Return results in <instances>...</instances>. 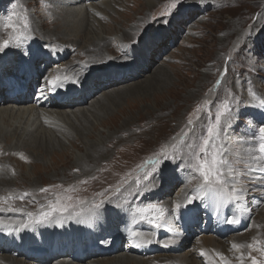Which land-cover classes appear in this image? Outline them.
I'll return each mask as SVG.
<instances>
[{
  "label": "bare ground",
  "instance_id": "6f19581e",
  "mask_svg": "<svg viewBox=\"0 0 264 264\" xmlns=\"http://www.w3.org/2000/svg\"><path fill=\"white\" fill-rule=\"evenodd\" d=\"M37 1L38 11L44 22L53 23L55 21L56 23L53 29L44 31L42 37L61 38L63 41L70 38V40L65 44L62 42L50 43L43 38H37V35L34 34V27L30 24L25 34L36 42L31 45L25 44L21 46L17 42L18 39L20 41L21 31L15 30L10 25L5 26L0 31V38L4 40L2 34L7 33L11 42L2 54L17 55L16 53L21 51L17 56H12L14 60L6 56L0 58V209H3V211H0V222H3V225H0V239L4 241L3 244H0V264H31L32 262H27L24 260L25 258L18 259L17 256H24L20 252L21 247H27L28 250L35 251L38 246L47 243L53 245L62 244L64 248L71 246V249L75 252L82 251L86 253L84 258L78 257V261H76L78 264H105L107 261H109L107 264H152L153 260L158 264H186L181 258L175 259L172 255L167 254L175 251V249L182 251V247H184L183 250L186 247H190L189 243L193 236L190 229H199L198 219L201 220V216H197L201 213L200 209H202V206L199 205V200L203 198L208 202V197L211 196L210 205L214 206L211 212H206L207 214L206 217H203V221H210L212 216H215L217 221L221 220L219 222L223 223V220H229L230 216L228 217L227 213L237 214L231 211V203L234 202L223 203L212 192L203 193L200 192V189L191 191L192 188L189 185L193 175L188 177V180H184L188 181V184L183 194L179 192V201L172 199L170 201L167 200L168 202L165 200V203H160V206L165 208V215L164 219L162 218L161 220V227L159 230L155 229L154 232L146 230L143 227V223H140L139 226L134 215L125 211V208H128L131 204L130 200L122 199L124 200L123 204H119L121 201L109 204L110 198L106 203L111 207L104 215H102L100 209L101 199L96 203L99 205L98 208L90 206L89 202L91 201H89L83 207L79 205L77 209L69 211L67 216L61 217L56 214L51 222L33 225L28 229L19 227L21 222L28 219L27 213L39 216L42 211L50 210L47 209L49 208V201L44 200L41 196L39 198V195L32 194L38 190V187H43V184L55 179H67L71 171H77L76 174H73L74 177L76 175L78 177H88L91 174L92 165L97 163L96 167H98V162L102 157L108 158L110 156L109 149H107L110 143L115 142L120 146L126 143L129 133L125 132V130L127 131L128 128H131L129 124L130 116L128 120L118 125V115L122 113L120 109H122L125 101L137 100L136 97L139 95L145 97L149 95L147 90L153 86L152 83L157 80V76L150 77L145 88L144 86L143 88L138 86L140 83H133L142 80L147 74L156 69L154 67L156 58L163 53L165 47V44H161V42L145 49L136 45L131 47L135 42L133 39L126 48L119 49L121 44L130 42V39L126 40L128 36L135 32L133 28L129 27V23L133 22L134 19H132V16L122 17L125 21L120 24L121 27H112L105 20L106 16L101 15L105 12L104 8L109 10L104 7V3L93 6L91 3H86V0ZM88 1L92 2L93 0ZM128 1L126 0V2ZM66 4L69 5L66 6ZM26 9L23 7V10ZM41 9L48 12L47 16L41 13ZM35 10L37 11V9ZM187 15L190 17L189 13ZM93 16L96 17L99 23L91 24L90 19ZM29 19L32 20L30 17ZM187 22L189 23V21ZM177 23L179 24V22ZM115 43L118 51L113 48ZM0 44H3V42H0ZM47 50L51 52V55L47 53ZM24 52L27 57L23 56ZM37 53L40 54L37 55ZM109 55H113L110 62H117L121 66H118L117 69L108 67L102 69L101 67L108 63L102 65L98 61L111 57ZM67 57L69 61L65 63L64 61H66ZM59 59V65L56 66L57 62L55 63V61ZM126 59H129V61ZM93 62H95V65L89 67ZM53 64L55 69L51 70ZM120 68H123V70H120ZM28 76L33 77L28 84V91L25 96L18 95L15 103L3 99L10 79L18 77L19 80H26ZM40 76H44V79L40 80V88L43 91L39 89L35 91L32 84L34 81H38ZM210 78L208 75L207 79L209 80ZM48 81H55L58 86L53 88ZM75 81H78L80 86H75ZM71 84H74V86H71ZM121 84L127 86L120 87L116 91L113 90L114 87ZM238 84L241 86L239 82ZM204 85L205 83L201 82L200 89H196V93H202ZM67 86L70 89L66 91ZM109 90L114 92L109 93ZM42 92L46 93L47 98L45 96L39 99ZM55 96L68 97L66 101L60 103L54 98ZM159 96V98L158 95L156 96L157 101L162 98L160 94ZM187 99L188 96L186 95L183 101L185 102ZM260 100L263 103L260 108L262 110V107L264 108V93ZM246 101V104L257 106L252 100L249 101L247 99ZM89 102L91 103L88 104ZM165 106L157 107L156 112H165ZM100 128L107 131H101ZM77 142L83 145L82 150L75 147ZM125 148L128 150L126 145ZM253 150L255 149L245 148L243 156H251ZM125 155H128L127 151ZM38 161L42 164L35 166ZM242 164L243 161H238L236 165L232 163L234 165L232 169L239 170L238 168ZM165 176L167 177L168 175ZM260 176L264 177V174ZM155 177L152 176V180ZM177 177L179 178V176ZM173 178L175 179L176 177ZM262 178L253 177V179L258 180L259 190L263 192L264 196V186H262L264 181H261ZM166 179L162 180V184L157 191L153 190V187L140 188L142 191H139L144 193L147 191L151 197L159 192L167 191L170 189L174 179H171V177H169V181ZM239 179L243 180L242 175L239 178L235 177V187L237 192L243 189L244 195L239 202L245 203L249 188L246 185L240 186ZM164 184H167L165 188H163ZM21 185L22 187H30V189H15V186H20L21 188ZM130 188L131 186H128V189ZM114 191L119 192L117 189ZM191 192L194 195L199 193L201 199L196 200L192 204H187L186 197ZM26 193L28 195H25ZM32 199L36 207L39 208L38 210L46 207L45 210L32 211L30 209ZM177 204L180 205L179 209L176 208ZM38 205L43 206L40 208ZM198 205L200 206L199 208ZM81 207L84 211L81 215H77ZM10 208L15 209V211H8ZM218 208H224V214ZM85 214L91 217H85ZM193 215L195 219L192 218ZM77 216H79V220H77ZM241 217L243 220L242 225L246 226L248 224L247 215ZM180 218L183 219L186 226H189L185 227L189 232L188 235L180 230H171V227H169L172 226V223H178L179 225ZM129 222V225H125ZM255 223L253 224L254 229H259V226ZM4 225H7V227ZM179 227L181 226L179 225ZM219 230L217 225H211L209 228V231L213 233ZM240 230L237 229L235 232ZM125 234H128L130 239L126 240V242L123 240ZM166 234H169V236ZM220 234H222L221 231ZM166 236L168 238L162 240ZM237 238H239L238 241ZM237 238H231L228 242H224L216 234L214 236H204L196 242L194 247L196 250L190 251L194 256L189 260L193 263L199 262V264L202 262L206 264H222L220 259V255H222L229 264H252L251 260L247 261L245 258V249L248 245H253L252 248L249 247L252 251L248 250L250 251V257L264 261V255L261 254L262 251L253 250L254 246L257 245V235ZM203 239L207 243H204ZM161 241L166 242L162 244ZM12 244H15L16 247ZM234 244L241 246L239 251L233 248ZM151 249L166 253L164 256L149 258L150 256L148 255L152 253ZM201 252L206 253V256H201ZM165 256L170 257L167 259L160 258ZM103 257L104 259H101ZM110 257L113 258L109 259ZM240 257H243V260ZM172 258L175 260L171 261ZM145 259H150L151 261ZM63 260H66V262H61ZM72 261L74 260L71 257L62 259L60 257L58 259L43 260L42 262L46 264H75Z\"/></svg>",
  "mask_w": 264,
  "mask_h": 264
},
{
  "label": "rangeland",
  "instance_id": "374dc122",
  "mask_svg": "<svg viewBox=\"0 0 264 264\" xmlns=\"http://www.w3.org/2000/svg\"><path fill=\"white\" fill-rule=\"evenodd\" d=\"M85 2L91 3L93 6L104 3V7L109 10L104 8L105 12L103 11L104 13L101 15L106 16L105 20L112 27L120 28V24L125 21L123 18L132 16L134 21L129 23V27L133 28L135 32L128 36L126 41L130 39V42L121 44L119 49L126 48L133 39L135 42L131 47L136 45L142 46L141 48L143 49L160 42L165 44L163 53L156 58L157 60L154 64L156 69L147 74L142 80L133 84L140 83L138 86L141 88L144 86L145 88L150 77L157 76V80L147 90L149 92L148 96L139 95L136 97L137 100L132 99L123 103L124 107L122 106V109H120L122 113L118 115L117 124L124 123L130 116L129 124L131 128H128L127 131L125 130V132L129 133L125 144L120 146L115 142L110 143L107 148L110 156L108 158L102 157L99 161L100 163L98 162V167H96L97 163L92 165L91 174L88 177H78V175L74 177L73 174H76L77 171H71L67 179L60 178L62 180L55 179L51 182L49 181L50 183L46 182L43 187H38V190L32 194L39 195V198L42 197L49 203L59 201L62 205L68 206L69 211L77 209L79 205L83 207L89 201H91L89 203L92 206V204H96L98 200L102 199L100 201L102 215L111 207L106 203L109 198V204L113 202L119 203V201H121L119 204H123L124 200L122 199L130 200L131 204L128 208H125V211L134 215L136 223L139 226L140 223H143V227L152 232L155 229L159 230L160 227H156L154 222L161 224L162 219H156L158 213L155 210L140 214L137 209L146 208L149 204H155L164 210L165 215V208L160 206V203H165V200L168 202L172 199L179 201V192L183 194L188 184V181L184 180H188L191 175H193L189 185L192 188L191 191L200 189L203 181L198 174L189 170L188 165L193 162L191 157L194 150L198 148L200 137L203 135L207 125L214 121L215 116L223 109V105L227 103L231 112H226L225 115L220 117L222 135L220 141L216 142L217 149L220 150L221 145H223L224 158L231 165L232 177L239 178L242 175L243 180H238L240 182L239 185H246L249 188L245 203L239 201L231 203V211L237 214L227 213L228 217L230 216L229 220L234 221L229 223V225L232 226L234 224L237 227L234 229L232 228L234 226H232L228 234L223 233L221 230L215 231L216 233L210 232V226H216L218 221L215 216H212L210 221H203V217H206V212H211L214 206L210 205L211 196L208 197V202L202 198L203 200H199V205L202 206V209H200L201 213L197 215L198 217L201 216V220L198 219L199 229H190L191 233H193L192 238L190 237V247H186L184 250V247H182V251L175 249V251L168 252L167 255H172L175 259L181 258L186 264H199V262H190L189 259L194 256L190 251L196 250L194 247L199 239L201 240L204 236H214V234L219 236V239L224 242H228L231 238L257 235V245L254 246L253 250L257 249L259 252H264V196L263 192L259 190L258 180L253 179V177H263L260 175L264 174V160L253 161L251 159L253 155L261 156L259 144L262 142L261 137L264 136V133L259 131L260 127L264 126V108L262 107V110H260L263 105L260 97L264 93V0H129L128 2L126 0H93L92 2L86 0ZM68 5L66 4V6ZM23 7L27 9L23 10ZM44 11V9H41V13L47 16L48 12ZM188 13L190 17L187 15ZM94 17L90 19L91 24L99 23ZM42 18L38 11L37 0H0V31L8 25L14 27L15 30L21 31L19 36L21 42L19 45H31L36 42L25 34L30 24L33 25L34 34L37 35V38H43L50 43L62 42L67 44L69 42L70 38L63 41L61 38L42 37L44 31L53 29L56 26L55 21L53 23L44 22ZM26 23L28 25L27 28H25ZM2 35L4 40L0 38V42L4 43L7 41L10 45L11 42L7 33ZM116 46V43L113 44L114 50L118 51ZM19 53L16 54L18 55ZM47 53L51 55L48 50ZM17 55L0 53V58L6 56L14 60L12 56ZM23 56L27 57V54L24 52ZM109 56L111 57L98 61L102 65L108 63L102 66V69L106 67L117 69L118 66H121L117 62H110L113 55ZM114 57L116 58V56ZM68 59L67 57L64 62H68ZM126 60L129 61V59ZM56 62V66L59 65L60 59L56 60ZM94 63H91L89 67H93ZM54 69L55 65L53 64L51 70ZM120 70H123V68H120ZM225 70H227L226 73ZM208 75L211 77L209 80L207 79ZM42 78L43 76L39 77V84ZM218 80L221 81L219 85L216 83ZM201 82H204L205 85L202 93L198 94L196 89H200ZM238 82L241 86H239ZM71 86H74V84H71ZM75 86H80L78 81H75ZM125 86L127 85L121 84L114 87L113 90L116 91L120 87ZM113 90L108 92L112 93L114 92ZM159 94L162 98L157 101L156 96L158 95L159 98ZM186 95L188 99L184 102L183 98ZM247 99L249 101L252 100L257 106L246 104ZM159 106H165V112L157 113L156 109ZM197 109H199L198 112ZM189 117L195 122L191 128L187 123ZM196 119L198 120L195 121ZM100 130L107 131L103 128H100ZM75 147L80 150L83 149V145L80 142H77ZM245 148H253L255 150H253L251 156H243ZM126 151L128 152L127 156L125 155ZM209 159H211V155ZM149 160H158L159 163L151 165L147 163ZM238 161H243V164L238 168L239 170H233L232 167ZM41 164L38 161L35 166H40ZM158 173L168 175L166 179L168 181L169 177L171 179L176 177L170 189L159 192L152 197L147 191L145 193L140 192L142 191L140 188L146 187H153V190L156 191L159 189L162 180L157 181L155 184L153 183L154 179L152 180V176H157ZM224 173V178L231 180L232 177L228 175L227 166H224ZM145 174H147V178H145ZM137 180H139V183H137ZM261 181H264V177ZM114 182L115 184H113ZM128 186H131V188L128 189ZM166 186L167 184H164L163 188ZM262 186H264V182ZM41 188H49L52 192L41 193ZM118 188H121L120 193L114 191ZM15 189L27 190L30 187H22L21 185V188L20 186H15ZM193 195L194 193L192 192L188 193L186 199ZM82 201L83 203H81ZM30 204L32 211L39 209L33 199ZM199 205L198 208L200 207ZM42 206L38 205L40 208ZM45 208L41 210H45ZM218 209L224 214V208ZM244 215H247L248 224L246 226L242 225L241 216ZM65 216H67V213ZM84 216L87 217L88 214ZM197 216L195 217L198 218ZM78 218L79 216H77V220H79ZM192 218H194V215ZM71 219L73 218L71 217ZM183 223V219L180 218L179 225L181 227H179L178 223H172V226L169 227H171V230H180L188 235L189 232L186 228L189 226H185V228L182 226ZM254 223L259 226V229H254ZM129 224L130 222L125 225ZM237 229L241 230L235 232ZM220 231L222 234H220ZM166 235L169 236V234ZM167 236L162 240L168 238ZM123 240L126 242L124 237ZM203 241L207 243L205 242L206 240L203 239ZM163 242L166 241H161L162 244ZM12 245L15 246L14 244ZM245 250V258L249 261L251 260L249 257L252 250L249 247ZM165 253H160L154 249L151 255L148 256H150L149 258L159 257L164 256ZM17 257L18 259H23V257ZM169 257L160 258L167 259ZM173 258L171 261L175 260ZM101 259H104V257ZM145 260L151 261L150 259ZM26 261L32 262L31 264H37L35 261ZM61 262H66V260ZM72 262L78 264L76 261ZM107 263L109 261L105 264ZM152 264L158 263L153 260ZM200 264L206 263L202 262Z\"/></svg>",
  "mask_w": 264,
  "mask_h": 264
},
{
  "label": "snow or ice",
  "instance_id": "6c2138e0",
  "mask_svg": "<svg viewBox=\"0 0 264 264\" xmlns=\"http://www.w3.org/2000/svg\"><path fill=\"white\" fill-rule=\"evenodd\" d=\"M27 27L28 25L26 23L25 28ZM17 42L20 43L21 41H19L18 39ZM8 47L9 42L7 41H5L3 44H0V53H4ZM39 54L40 53H37V55ZM226 72L227 70H225V73ZM48 83L53 88H56L58 86L55 81H48ZM216 83L217 85H219L221 81L218 80ZM198 111L199 109H197V112ZM226 112H231V109L229 108L227 103L223 105V109L218 113V115L215 116L214 121L211 124L207 125L203 135L200 137V143L198 145V148L194 150L193 155L191 157V160L193 162L188 165L189 170L198 174L203 181V184L200 187V192H212L213 194L217 195L223 203H228L229 201H239L244 195L243 189L237 192V189L235 187V178L232 177L231 165L229 164L228 160L224 158L223 145H221L220 150L217 149L216 142L221 138L222 135L220 117L225 115ZM187 123L188 126L191 128L194 124V121L191 117H189ZM259 131L260 133H264V126L260 127ZM261 140L262 142L259 144V153L261 154V156L253 155V161L264 160V136L261 137ZM210 155L211 159H209ZM147 163L155 165L159 163V161L149 160ZM224 166L228 167V175L229 177H232L231 181H229V179L224 178ZM145 178H147V174H145ZM166 178L167 177L163 173H158V175L154 178L153 183L155 184L157 181L165 180ZM137 183H139V180H137ZM49 191V188L40 189L41 193H48ZM117 191H119V189H117ZM25 195L28 194L26 193ZM21 199H23V197H21ZM198 199H201L199 193L197 195L189 196L187 199V204H192ZM81 203H83V201ZM92 207L98 208L99 205L93 204ZM176 208L179 209L180 205L177 204ZM49 209V211H42L39 216H34L32 213H27L28 219L26 221L21 222L19 224V227L21 229H28L33 225L51 222L52 219L56 216V214H59L61 217H63L66 213L69 212V207L62 205L61 203H59V201H57L56 203L50 202ZM150 210H155L158 213V216L156 218L157 220H161L163 218L164 210L159 208L155 204H149L146 208L137 209V212L143 214ZM0 211H3V209H0ZM8 211H15V209L10 208L8 209ZM83 211L84 209L81 208L80 212H78L77 215H81ZM226 222L233 223L234 221L227 220ZM0 225H3V222H0ZM4 226L7 227V225ZM155 226L161 227V224L155 223ZM240 247V245H233V248L237 251H239ZM248 247L252 248L253 245H248ZM200 254L201 256H206V253L204 252H201ZM261 254L264 255V252H262ZM249 258L251 259L252 264H264V261H259L254 257ZM220 259L222 261V264H229V262L222 255H220ZM240 259L243 260V257H240Z\"/></svg>",
  "mask_w": 264,
  "mask_h": 264
}]
</instances>
